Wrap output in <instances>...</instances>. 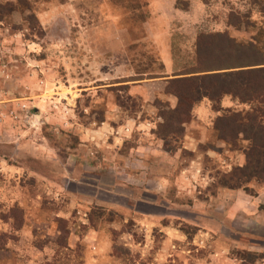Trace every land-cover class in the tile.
<instances>
[{
	"label": "rangeland",
	"instance_id": "rangeland-1",
	"mask_svg": "<svg viewBox=\"0 0 264 264\" xmlns=\"http://www.w3.org/2000/svg\"><path fill=\"white\" fill-rule=\"evenodd\" d=\"M66 2L0 0V264H264V182L220 184L249 142L214 125L253 103L155 132L188 95L168 79L260 66L225 47L264 54V0ZM202 33L223 47L198 62Z\"/></svg>",
	"mask_w": 264,
	"mask_h": 264
},
{
	"label": "trees",
	"instance_id": "trees-1",
	"mask_svg": "<svg viewBox=\"0 0 264 264\" xmlns=\"http://www.w3.org/2000/svg\"><path fill=\"white\" fill-rule=\"evenodd\" d=\"M10 8L6 9L7 11ZM4 11V9H2ZM233 16L241 21L240 16L230 12L228 22L232 23ZM221 34L198 35L197 59L201 61L207 50L217 51L223 47L217 37ZM226 49L233 50L243 62L239 67L255 66L236 71L206 73L202 75H190L168 79L171 86L180 85L181 89L186 90L188 95L180 92L172 91L179 98L177 105L169 111L160 112L162 121L158 124L156 134L161 138L170 141L178 139L182 131V124L190 118V112L195 104L206 97L209 99L215 110H220V102L225 95L236 96L242 101H250L253 103L251 109L241 111L223 110L225 113L217 116L214 125L220 132V138L227 141L236 140L242 137L249 142L246 149V163L242 166H236L223 178L220 184L229 188H243L249 191L247 182L254 180L256 182H264V54L255 48L252 43L241 45L233 39L227 38ZM225 45V43H224ZM246 46L245 52H239L237 49ZM235 47L237 48L236 50ZM208 57H204L205 61ZM204 64L207 65V62ZM230 66V67H238ZM223 68L216 66H207L196 69V71L188 70L190 74L198 71H211ZM250 79L248 85L242 81ZM187 84V89L185 86ZM238 87L245 88L243 95L238 92ZM254 101V102H253Z\"/></svg>",
	"mask_w": 264,
	"mask_h": 264
},
{
	"label": "crops",
	"instance_id": "crops-1",
	"mask_svg": "<svg viewBox=\"0 0 264 264\" xmlns=\"http://www.w3.org/2000/svg\"><path fill=\"white\" fill-rule=\"evenodd\" d=\"M80 1H84V0H67V4L68 3H76V2H80ZM13 17H15V14H13ZM38 17L41 19L42 18V16H40L39 14H38ZM16 21V20H15ZM166 59H168L165 63H166V68H167V66H168V69H172V60H171V57L170 56H168V57H166ZM167 71H169V70H167Z\"/></svg>",
	"mask_w": 264,
	"mask_h": 264
}]
</instances>
